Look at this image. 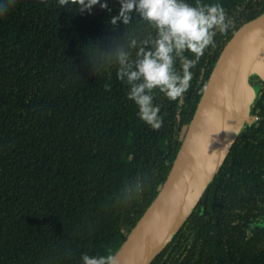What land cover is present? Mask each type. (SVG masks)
<instances>
[{
    "label": "trees",
    "instance_id": "16d2710c",
    "mask_svg": "<svg viewBox=\"0 0 264 264\" xmlns=\"http://www.w3.org/2000/svg\"><path fill=\"white\" fill-rule=\"evenodd\" d=\"M106 2L111 12L93 7L89 15L57 0H15L0 16V264L113 256L160 190L220 51L264 12V0H200L221 3L231 23L190 69L181 98L154 90L162 123L153 129L126 98L115 62L93 50L154 30L135 14L113 28L106 17L117 0ZM252 116L149 264H264V80Z\"/></svg>",
    "mask_w": 264,
    "mask_h": 264
},
{
    "label": "water",
    "instance_id": "95a60500",
    "mask_svg": "<svg viewBox=\"0 0 264 264\" xmlns=\"http://www.w3.org/2000/svg\"><path fill=\"white\" fill-rule=\"evenodd\" d=\"M252 74L264 78V12L240 25L220 51L160 190L113 264H149L191 214L250 120Z\"/></svg>",
    "mask_w": 264,
    "mask_h": 264
},
{
    "label": "clouds",
    "instance_id": "9594fccd",
    "mask_svg": "<svg viewBox=\"0 0 264 264\" xmlns=\"http://www.w3.org/2000/svg\"><path fill=\"white\" fill-rule=\"evenodd\" d=\"M14 3L15 0H0V16ZM57 3L89 15L93 7L111 12L106 0H57ZM117 4L116 13L106 17L110 26L114 28L117 21L126 26L135 14L154 30V36L149 34L139 40L126 37V46L115 45L100 54L93 50V55L104 59L109 67L115 62V77L126 85V98L136 106L137 117L157 129L162 120L158 114L159 105L153 103L154 90L170 101L181 98L189 86L190 69L204 49L213 43L216 32H224L231 20L219 2L201 4L200 0H195L193 5L187 0H117ZM186 52L192 54L191 58ZM104 87L107 89L109 85ZM79 264H113V257L82 252Z\"/></svg>",
    "mask_w": 264,
    "mask_h": 264
},
{
    "label": "flooded vegetation",
    "instance_id": "af4514ba",
    "mask_svg": "<svg viewBox=\"0 0 264 264\" xmlns=\"http://www.w3.org/2000/svg\"><path fill=\"white\" fill-rule=\"evenodd\" d=\"M248 80H249L250 84L253 86V88H254V90H255V95H257V91H258V89H259V86H260V84L262 83V81H263L264 79L258 77V76L255 75V74H252V75L249 76ZM254 98H255V97H254ZM254 119H255L254 116H252V117L250 118L251 121H253Z\"/></svg>",
    "mask_w": 264,
    "mask_h": 264
}]
</instances>
